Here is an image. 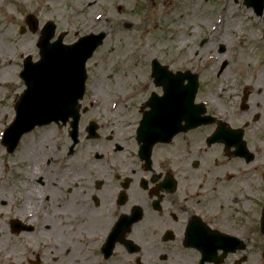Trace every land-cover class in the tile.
I'll list each match as a JSON object with an SVG mask.
<instances>
[{"label":"flooded vegetation","instance_id":"flooded-vegetation-1","mask_svg":"<svg viewBox=\"0 0 264 264\" xmlns=\"http://www.w3.org/2000/svg\"><path fill=\"white\" fill-rule=\"evenodd\" d=\"M103 18V11L93 16L90 32L101 31L95 29ZM43 25L20 24L19 34L28 30L36 37L33 52L21 57L39 59V51L32 56ZM82 34L76 30L67 41L70 32L56 27L55 38L72 44ZM86 84L84 98L95 90L89 78ZM90 98L78 104L74 148L71 120L34 129L56 132L39 139L47 152L16 187L19 198L7 204L1 231L17 251L0 250V264H264V190L252 181L257 155L250 150L245 161L234 149L207 142L221 121L237 127L218 118L154 145L147 156L136 139L144 103L135 121L118 114L125 102ZM39 143L31 153L38 161ZM51 200L53 212L47 210ZM44 237L55 243L54 251L44 246Z\"/></svg>","mask_w":264,"mask_h":264},{"label":"rangeland","instance_id":"rangeland-1","mask_svg":"<svg viewBox=\"0 0 264 264\" xmlns=\"http://www.w3.org/2000/svg\"><path fill=\"white\" fill-rule=\"evenodd\" d=\"M99 11H104L106 18L95 31L104 32L106 39L87 62L95 90L89 89L85 100L90 94L108 103L125 102L118 114L136 116V121L140 103L158 91L150 75L152 59L172 70L196 72L200 81L196 101L205 102L208 115L244 130L247 147L257 155L253 186L258 192L264 190V12L255 15L243 0H0V139L25 88L19 77L21 54L35 48V36L28 30L18 33L24 16L33 14L44 23L52 20L59 33L70 32L67 41H72L76 30L83 34L93 31V16ZM124 23L132 27L126 29ZM236 23H240L238 29ZM202 38L208 43L200 48ZM37 53L38 48L33 60ZM243 92L248 94L247 110L240 109ZM255 116L258 120L253 121ZM50 132L56 130L26 134L11 155L0 142V250L4 252L14 248L7 232L1 231L7 224V204L19 198L16 187L26 181L32 166L41 163L47 151H42L46 145L39 139ZM36 143L42 151L39 161L31 155ZM47 205L53 212L55 201ZM43 240L44 246L54 251L55 243Z\"/></svg>","mask_w":264,"mask_h":264},{"label":"water","instance_id":"water-1","mask_svg":"<svg viewBox=\"0 0 264 264\" xmlns=\"http://www.w3.org/2000/svg\"><path fill=\"white\" fill-rule=\"evenodd\" d=\"M247 7H252L260 16L264 9V0H244ZM52 26L42 36L38 45L42 58L32 64L24 62L20 76L27 89L15 104L16 118L6 129L3 144L9 151L16 146L21 136L36 125H44L53 120L66 119L75 110L76 101L83 94L85 78V62L93 51L102 43L104 34L87 36L72 46H63L60 41L49 45L52 37ZM152 76L157 86L163 88V95H153L146 103L150 110L144 114L138 128V139L147 152L157 142L169 141L182 129L181 121L185 120V130L211 122L209 117H202L205 112L203 104L195 105L194 99L198 88L197 75L184 73L174 76L160 66L156 60L152 62ZM71 81H65V78ZM188 78V85L182 87V81ZM247 94L242 97L241 109H246ZM72 102V105H68ZM76 135L77 121L74 123ZM222 142L226 148L236 147L235 155L248 158L243 141V130L227 129L219 125L209 142ZM264 231V211L262 216Z\"/></svg>","mask_w":264,"mask_h":264},{"label":"bare ground","instance_id":"bare-ground-1","mask_svg":"<svg viewBox=\"0 0 264 264\" xmlns=\"http://www.w3.org/2000/svg\"><path fill=\"white\" fill-rule=\"evenodd\" d=\"M233 20L236 21V19H233ZM239 27H240V23H236V24H235V28L238 29ZM0 52H1V51H0ZM0 54H1V53H0ZM249 55H250V54H249ZM247 57H248V56H247ZM239 61H242V57L239 58ZM4 70L7 71V67L4 68ZM5 71H4V75H3V77L5 76Z\"/></svg>","mask_w":264,"mask_h":264}]
</instances>
